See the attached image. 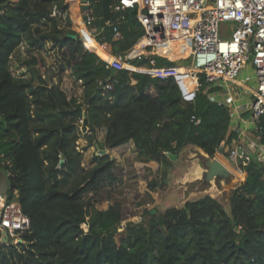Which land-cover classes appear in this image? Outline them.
<instances>
[{"label": "trees", "instance_id": "trees-1", "mask_svg": "<svg viewBox=\"0 0 264 264\" xmlns=\"http://www.w3.org/2000/svg\"><path fill=\"white\" fill-rule=\"evenodd\" d=\"M89 2L94 31L81 34L73 29L74 2L0 0V169L7 174V198L16 192L30 220L21 242L0 244V264H264V161L256 154L238 163L245 178L231 192L230 214L205 195L161 214L146 210L147 224H126L117 241L120 205L100 208L86 198L116 177L108 153L93 155L87 170L81 167L78 120L84 119L90 133L86 146L105 149L131 141L139 160L162 165L169 163L166 152L176 154L188 144L214 157L222 143L237 138L227 109L210 98L204 79L194 100L186 102L174 77L127 70L176 64L158 55L134 58L131 49L144 32L135 9L124 12L115 38L105 24L114 17L110 0ZM53 5L66 17L51 15ZM99 40L112 54L129 50L127 58L134 59L121 64L126 69L107 68L90 51L106 58ZM46 43L56 54L57 83L40 74L43 61L34 53ZM23 44L28 77L15 75L10 64ZM156 51L164 55L161 47ZM106 83L110 89L103 88ZM257 125L264 147V113Z\"/></svg>", "mask_w": 264, "mask_h": 264}, {"label": "built area", "instance_id": "built-area-1", "mask_svg": "<svg viewBox=\"0 0 264 264\" xmlns=\"http://www.w3.org/2000/svg\"><path fill=\"white\" fill-rule=\"evenodd\" d=\"M79 1L82 7L79 16L74 17L84 25L81 34L92 33L94 17L90 2ZM108 7L114 17L107 19L105 24L111 27L115 38L120 37L124 12L136 10V19L144 32L137 40L143 52L134 58L140 59L146 54L167 58L156 51L157 46L176 39L179 34L187 35V57L190 56L191 62L184 73L173 71L176 66H141L148 71L140 72L160 78L174 77L186 102L194 100L201 79H204L212 89L210 98L227 109L231 121L242 112L250 114L254 134L247 141V146L251 154L264 161V147L256 137L258 118L264 113V0H110ZM51 15L65 18L66 12L53 5ZM223 22L232 23L227 38L220 36V24ZM97 45L106 58L94 48L90 51L95 52L107 68L126 69L121 64L132 59L127 58L129 50L115 55L108 50L107 42L99 40ZM149 62L153 64L152 59ZM103 88L110 89L111 84L106 83ZM242 97H248L250 101L237 105L236 101ZM227 153V159L233 165L238 160L245 164L250 156L241 144L228 148ZM29 226L30 220L22 211L16 192L10 200L7 194L0 195V244L4 243V233L8 243L9 238L21 237Z\"/></svg>", "mask_w": 264, "mask_h": 264}, {"label": "rangeland", "instance_id": "rangeland-1", "mask_svg": "<svg viewBox=\"0 0 264 264\" xmlns=\"http://www.w3.org/2000/svg\"><path fill=\"white\" fill-rule=\"evenodd\" d=\"M231 26L232 23L230 22L221 23L220 36L223 38L229 37ZM183 36L178 38L177 43L172 46H169V41H166L160 44L159 47L164 50V55L168 56L169 60L176 62L175 66L180 65L181 69H186L190 66L191 59L190 56L187 57L189 43L183 40ZM50 46V43H46L45 49L34 53H38L43 61L42 66L39 67L40 74L45 77L52 76L53 82L57 83L56 73L58 69L54 61L56 54L54 50L49 49ZM28 56L27 44H23L12 55L10 64L15 75L28 77L26 66L22 63L23 60L28 59ZM129 71L140 72L136 70ZM64 76L66 77V74ZM247 101H250V98L247 97L243 103ZM83 122L85 123L83 119L77 122L76 149L82 153L81 167L87 170L91 167L92 156L99 155V151L95 145L86 146L89 143L90 133L87 126L86 130L82 131ZM105 149L110 159L113 160L112 170L116 180L112 183H103L98 195L93 197L89 193L86 198L93 200L95 206L100 208H106L109 204L114 203L120 205L122 220L115 236L117 241L124 235L126 224H147L149 215L146 210L151 209V211H155L154 213L161 214L167 208L182 207L186 201L195 200L205 195L218 200L224 210L230 214L229 199L231 192L245 178V173L239 169V160L236 165H233L228 161L227 156L218 154L216 151L214 157L228 164L231 168V175L226 179L211 180L209 183L203 182L202 175H200L197 180L185 182V174L193 165L203 166L202 154L195 146L181 149L182 151L176 153L177 157L174 160L168 156L169 163L167 165L154 161L158 164L157 166L154 164L155 168L148 166L146 164L148 161L139 160L133 146L124 144V146ZM223 152L226 153L227 150ZM152 179H156L158 182V185L154 188L149 185ZM162 180L165 181L164 184L161 183ZM82 227L86 229L87 225L84 223ZM20 240L22 241L21 237H16L14 240L9 238L12 243H17ZM3 244H7V242Z\"/></svg>", "mask_w": 264, "mask_h": 264}, {"label": "crops", "instance_id": "crops-1", "mask_svg": "<svg viewBox=\"0 0 264 264\" xmlns=\"http://www.w3.org/2000/svg\"><path fill=\"white\" fill-rule=\"evenodd\" d=\"M70 2L71 3L74 2V4L71 7H72L73 11L77 12V14H78L80 12L81 7H82L80 1L79 0H71ZM78 16H79V14H78ZM73 29L75 31L76 30L80 31V33L84 31V25L82 24L81 20L78 19V17L76 19H74ZM167 59H168V57H167ZM244 99L245 98H243V97H242V99H238L236 101V104L241 105V103H243ZM231 131H233L234 133L237 134V138L232 139L228 145H225L224 143H222L221 145L223 146V151L227 150L228 148H230L236 144H241V145H243L244 151H246L249 155H251V150L247 146V141L254 134V132H253L254 131V124H253V121H252L250 114H248L246 112H242L239 115V117H237V119L232 120L231 121ZM125 145L126 146L129 145V146L134 147V145L131 143V141L125 143ZM120 146H122V145H120ZM120 146H118V147H120ZM123 146H124V144H123ZM190 146H195V145L188 144V145L184 146L182 148V150L187 148V147H190ZM195 147L198 148L197 146H195ZM198 150L200 151V153L202 155H206L200 148H198ZM223 163L225 164V162H223ZM146 164L152 168H155V165L156 166L158 165L156 162H154V160H150ZM196 165L198 166V164H196ZM226 165H228V164H226ZM198 167L201 168V175H203V173L205 171L204 166H202V167L198 166ZM187 174L188 173L185 174V179H184L185 182L194 181V180H197L200 178V175L196 176V177L194 176L192 178H186Z\"/></svg>", "mask_w": 264, "mask_h": 264}, {"label": "water", "instance_id": "water-1", "mask_svg": "<svg viewBox=\"0 0 264 264\" xmlns=\"http://www.w3.org/2000/svg\"><path fill=\"white\" fill-rule=\"evenodd\" d=\"M68 36L71 38L76 37L75 34H69ZM85 130H86V125L83 122L82 131H85ZM98 151L100 155L107 153L106 149H98ZM222 152H223V146L221 145L217 149V153L222 154ZM166 155L169 156L170 159H173V160L176 159L177 157V154H171L170 152H166ZM202 157H203V166L205 169L202 175L203 182L209 183L211 182V180H216L220 178L226 179L231 175L230 169L219 158L217 157L212 158L208 155H202ZM7 192H8V179H7L5 172L2 169H0V195L7 194ZM154 212H155L154 210L151 211V213H154ZM235 229L238 230V227L235 226ZM239 231L243 232V230H239ZM2 240L4 243L7 242L6 233H4V237ZM19 242H21V240Z\"/></svg>", "mask_w": 264, "mask_h": 264}, {"label": "bare ground", "instance_id": "bare-ground-1", "mask_svg": "<svg viewBox=\"0 0 264 264\" xmlns=\"http://www.w3.org/2000/svg\"><path fill=\"white\" fill-rule=\"evenodd\" d=\"M179 34V33H178ZM182 35L181 34H179V36L176 38V39H173V40H169V43H168V45L169 46H172V45H174V44H176V42H177V39L178 38H180ZM183 40L184 41H188V39H187V35H184L183 36ZM140 41H138L133 47H132V49H131V51H133V52H135V56L134 57H136L137 55H139L140 53H142L143 52V50H142V48H141V46H140ZM160 45V44H159ZM158 45V46H159ZM157 46V47H158ZM184 47V46H183ZM185 53V52H184ZM186 55V54H185ZM144 69H147V68H144ZM184 71H186V69H181V68H179L178 70H176V72L177 73H184ZM154 72H156V71H152V73H154ZM227 167L230 169V171H231V168L227 165ZM188 174L186 175V178H192V177H196V176H199V175H201V168L200 167H198L196 164L195 165H193V167L192 168H190L189 170H188V172H187Z\"/></svg>", "mask_w": 264, "mask_h": 264}]
</instances>
